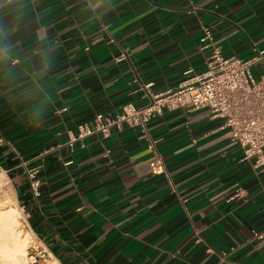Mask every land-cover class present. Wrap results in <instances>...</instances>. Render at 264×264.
<instances>
[{"label": "crops", "instance_id": "1", "mask_svg": "<svg viewBox=\"0 0 264 264\" xmlns=\"http://www.w3.org/2000/svg\"><path fill=\"white\" fill-rule=\"evenodd\" d=\"M213 48L264 49V0H0V169L48 251L36 264H264V170L207 108L68 143Z\"/></svg>", "mask_w": 264, "mask_h": 264}, {"label": "built area", "instance_id": "2", "mask_svg": "<svg viewBox=\"0 0 264 264\" xmlns=\"http://www.w3.org/2000/svg\"><path fill=\"white\" fill-rule=\"evenodd\" d=\"M205 39L211 40L207 29L204 31L203 40ZM260 62L263 69L256 76L252 67ZM190 72L192 68L185 70L184 74ZM151 85L148 82L144 87ZM148 94L150 100L144 105L127 103L112 117L97 113L93 124H78L76 132L69 135L68 143L71 145L96 132L106 134L112 125L144 127L152 117L161 114L163 109L207 108L211 116L224 120L223 126L230 130V139L242 148L243 158L253 159V166L264 170V49L257 50L249 58H240L223 57L218 48H213L203 71L184 78L165 92ZM158 163V158L150 162L153 173L157 172ZM28 177L29 189L34 197H38L39 181L35 179L33 172H29ZM254 235L261 237L262 234ZM28 249L29 264L45 263L49 258L48 251L35 236Z\"/></svg>", "mask_w": 264, "mask_h": 264}, {"label": "bare ground", "instance_id": "3", "mask_svg": "<svg viewBox=\"0 0 264 264\" xmlns=\"http://www.w3.org/2000/svg\"><path fill=\"white\" fill-rule=\"evenodd\" d=\"M17 225L15 208H0V257H12L18 264H27L23 256L26 238Z\"/></svg>", "mask_w": 264, "mask_h": 264}, {"label": "rangeland", "instance_id": "4", "mask_svg": "<svg viewBox=\"0 0 264 264\" xmlns=\"http://www.w3.org/2000/svg\"><path fill=\"white\" fill-rule=\"evenodd\" d=\"M14 207L17 215V226L21 230V233L24 234L26 238V246L24 250V259L27 264H29V259L27 252L29 251L28 247L32 243L33 234L28 229V226L25 221L24 213L21 210L19 203L16 198L15 190L11 185L8 175L0 169V208H10Z\"/></svg>", "mask_w": 264, "mask_h": 264}, {"label": "clouds", "instance_id": "5", "mask_svg": "<svg viewBox=\"0 0 264 264\" xmlns=\"http://www.w3.org/2000/svg\"><path fill=\"white\" fill-rule=\"evenodd\" d=\"M9 260L12 261V264H18V262L15 261L14 258L12 257H7V258L0 257V264H8Z\"/></svg>", "mask_w": 264, "mask_h": 264}]
</instances>
